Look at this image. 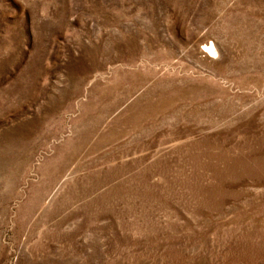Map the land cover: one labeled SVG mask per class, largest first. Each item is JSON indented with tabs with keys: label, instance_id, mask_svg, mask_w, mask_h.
I'll return each instance as SVG.
<instances>
[{
	"label": "rangeland",
	"instance_id": "1",
	"mask_svg": "<svg viewBox=\"0 0 264 264\" xmlns=\"http://www.w3.org/2000/svg\"><path fill=\"white\" fill-rule=\"evenodd\" d=\"M0 264H264V0H0Z\"/></svg>",
	"mask_w": 264,
	"mask_h": 264
},
{
	"label": "bare ground",
	"instance_id": "2",
	"mask_svg": "<svg viewBox=\"0 0 264 264\" xmlns=\"http://www.w3.org/2000/svg\"><path fill=\"white\" fill-rule=\"evenodd\" d=\"M212 46H214V45H212ZM213 48H214V47H212V49H211V50H212V52L214 51V50H213ZM214 52H215V51H214ZM214 52H213V54H214ZM216 52H217V51H216ZM216 52H215V53H216Z\"/></svg>",
	"mask_w": 264,
	"mask_h": 264
}]
</instances>
